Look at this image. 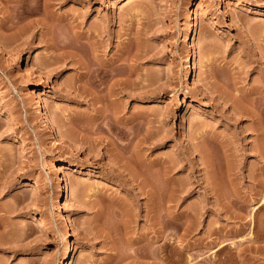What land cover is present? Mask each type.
<instances>
[{
    "label": "rangeland",
    "instance_id": "rangeland-1",
    "mask_svg": "<svg viewBox=\"0 0 264 264\" xmlns=\"http://www.w3.org/2000/svg\"><path fill=\"white\" fill-rule=\"evenodd\" d=\"M19 1L0 0V264H264V0L52 1L24 49Z\"/></svg>",
    "mask_w": 264,
    "mask_h": 264
},
{
    "label": "bare ground",
    "instance_id": "bare-ground-1",
    "mask_svg": "<svg viewBox=\"0 0 264 264\" xmlns=\"http://www.w3.org/2000/svg\"><path fill=\"white\" fill-rule=\"evenodd\" d=\"M52 1H56L58 3H63L66 0H20L14 7L10 8L8 11L9 17H8V23H11L12 25H16L19 23H23L26 22V24H24L23 27H21V30L19 29V32L14 36L16 37L18 40H22V44L18 45L19 47H21V49H24L25 46H29L31 44L30 38L32 37V33L31 31L33 30L34 26H38V24H42L43 27L45 26H51L50 23H47L46 21H40V19H34L33 17L41 12L44 13H49L51 10V6ZM201 5H197L196 9L192 11V13H198L201 10ZM52 14V13H51ZM194 18V17H193ZM58 19V18H57ZM11 25V26H12ZM190 26H195V21L194 19L191 18V23ZM191 27V28H192ZM34 32V31H33ZM31 33V34H30ZM30 34V35H29ZM192 37H197V32L195 30L191 31L190 36H188V40L190 41ZM191 57L188 59V63H191ZM96 65V62H95ZM94 66V65H92ZM98 65L95 66V68L93 69L92 72V76L94 79V83L98 82L100 80V82L102 83V80L105 78H109L107 73L105 71H102L99 67H97ZM102 67V66H101ZM90 68V67H89ZM93 68V67H92ZM187 72L186 74L192 75L193 74V70L195 68L192 67V65L190 64L189 67L187 68ZM92 70V69H91ZM104 70V69H103ZM90 71V70H88ZM90 74V72H89ZM112 75V74H111ZM186 75V76H187ZM191 77V76H190ZM92 79V78H91ZM92 79V80H93ZM104 82V81H103ZM256 110V109H255ZM262 110V107H261ZM264 111V110H263ZM242 113V111H241ZM262 111H255L254 116H256V120L259 121L258 125L260 126V133H262L264 131V127H263V120H262ZM257 125V126H258ZM46 126H48L49 128H51L53 131H56V133L58 134V136L60 137V141L61 142H66L65 141V136L60 132L57 131L54 126L52 125V123L49 121L48 117L46 118ZM263 130V131H262ZM262 131V132H261ZM264 133V132H263ZM262 133V134H263ZM206 157V156H205ZM210 157V156H209ZM207 158V157H206ZM70 169L69 166L67 164H59L56 165V167H54L53 172L56 173H61L62 171H66ZM62 184L60 186V195H61V201L63 202V204H67L70 201V187H69V182H68V178L66 177V175L64 174V176L62 175L61 179ZM149 184V183H148ZM128 208V207H127ZM127 210V209H126ZM130 210V209H129ZM125 212V211H124ZM126 215H129L128 217L131 216V213L129 214V212L126 211L125 213ZM161 217V216H160ZM58 219H61L62 221L64 220V216L62 214L58 215ZM131 219V218H129ZM65 221V220H64ZM128 221V220H127ZM131 221V220H130ZM162 223V222H161ZM67 224V223H66ZM67 233L66 235H64V241L68 240L70 237L68 236L71 232V228L70 225H67ZM161 234V233H160ZM70 252V248L68 247L67 244H65L64 248L61 250L60 252V257L62 259L63 262H66L69 259V253ZM160 252V250H159ZM159 254V253H158ZM161 255V254H160ZM159 255V256H160Z\"/></svg>",
    "mask_w": 264,
    "mask_h": 264
}]
</instances>
